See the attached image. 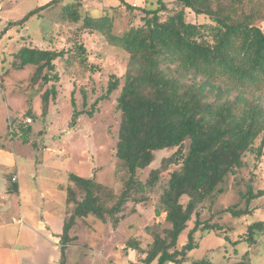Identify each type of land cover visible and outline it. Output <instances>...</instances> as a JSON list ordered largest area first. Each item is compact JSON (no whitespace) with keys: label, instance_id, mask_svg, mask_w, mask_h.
Segmentation results:
<instances>
[{"label":"trees","instance_id":"16d2710c","mask_svg":"<svg viewBox=\"0 0 264 264\" xmlns=\"http://www.w3.org/2000/svg\"><path fill=\"white\" fill-rule=\"evenodd\" d=\"M59 1L63 2L50 0L32 8L22 18L8 21L0 37L12 27H23L33 16L42 17ZM83 1L73 0L71 5H65L64 17L78 21L81 18L78 6ZM121 1L134 9L129 2ZM166 1L173 2L175 7L169 8ZM155 4L142 9L140 25L121 36L111 35L129 53L117 96L121 122L116 155L128 166L125 187L115 202L109 204L101 193L102 184L94 176L69 172L66 193L70 214L60 235L61 264L66 247L77 238L71 232L78 219L94 216L113 228L118 227L128 214L126 208L130 202L134 204L131 212L137 204L149 202L160 186V174L170 164L180 167L160 186L155 203L156 215L165 213L164 220L169 226L148 225V243L131 236L124 249L140 255L138 264H182L199 245L196 241L199 229H222L221 225L201 218L204 202L223 191L220 184L244 166L248 153H256L257 158L263 154L264 0H156ZM166 10L168 14L163 16ZM188 10L208 16L211 23L188 20ZM84 24L106 32L112 20L107 15L86 14ZM80 50L85 52L83 45ZM66 52L24 43L13 54L12 67L32 65V87H46L59 80L56 60ZM119 86L120 77L112 74L107 94L101 98L108 97ZM56 91L53 83L45 88L41 95L42 114L48 113ZM71 101L73 124L84 111L77 109L73 93ZM87 114L92 116L94 111ZM38 116L28 111L17 117L12 123L13 138L28 143L31 124ZM259 139L261 143L256 146ZM164 148L175 150L162 160L160 167L150 171L146 181L140 179L138 169L148 167L155 160L156 151ZM263 195L264 188L256 191L250 183L243 193L245 208L234 205L224 210L234 216L251 214L250 202ZM192 220L194 225L188 230L187 241L179 245L181 233ZM257 230L264 231V221L248 225L245 239L251 245L256 243ZM224 237L229 239L227 235ZM201 263L214 264L208 260Z\"/></svg>","mask_w":264,"mask_h":264},{"label":"rangeland","instance_id":"374dc122","mask_svg":"<svg viewBox=\"0 0 264 264\" xmlns=\"http://www.w3.org/2000/svg\"><path fill=\"white\" fill-rule=\"evenodd\" d=\"M48 1L0 0V32L8 21L20 19L32 8ZM125 1L132 4L134 9L126 7L121 0H84L78 6L81 14L78 21L64 17V6L71 5L73 0L59 1L47 9L42 17L33 16L23 27H12L0 37V148L5 146L8 150H14L18 160L27 158L35 163L41 159L44 162L38 171L41 174H54L59 169L64 172L60 175L62 179L67 178L69 172L84 177L94 176L102 184L101 193L109 204L115 202L128 178L127 163L117 157L116 146L121 122L117 96L124 81L129 53L115 43L111 35L121 36L128 29L140 25L144 15L142 9L156 6V0ZM166 4L169 8L175 7L171 1H166ZM168 11H164L163 16ZM86 14L96 17L107 15L112 20L110 29L104 32L86 26ZM186 17L193 22L211 23L208 16L197 15L189 10ZM261 25L264 29V21ZM24 43L67 51L64 57L56 60L59 80L50 82L46 87L33 88L31 76L34 67H12L13 54ZM81 45L85 52L80 50ZM112 74L120 77V86L102 99L107 94ZM52 83L57 91L50 101L48 113L44 115L41 95ZM72 93L77 109L84 111L73 124ZM96 100L98 102L94 106ZM90 110L94 111L92 116L87 114ZM28 111L36 112L39 116L31 124L30 141L24 143L19 137L13 138L11 131L14 120ZM260 143L261 139L256 142V146ZM174 150L164 148L156 151L155 160L148 167L138 169L139 178L146 181L150 171L160 167L162 160ZM262 151L260 158H257L256 153H248L244 158V166L220 184L223 191L204 202L200 209L201 218L221 225L222 229H199L196 232L199 245L188 253L182 264H202V260L214 264H264V231L254 232V245L245 239L249 224L264 221V195L250 202L251 214L234 216L224 210L234 205L238 209L245 208L243 193L250 183L256 191L264 188V143ZM179 167V164L167 166L160 174L159 185L165 183L171 172ZM31 168L27 166L24 172L27 174ZM10 171L5 169L4 174L10 176ZM160 186L149 202L137 204L134 212H131L134 204L130 202L126 208V218L116 228L94 216L78 219L72 231L77 238L66 247L64 264H138L140 255L134 250L124 249L127 239L137 236L146 244L150 240L146 229L148 225L156 224L160 228L169 226L164 220L165 213H155ZM193 225L192 220L181 233L179 245L187 241L188 230ZM42 248H47L45 258L35 264H53L55 259L50 256L51 245L44 243ZM55 262L61 264V261Z\"/></svg>","mask_w":264,"mask_h":264},{"label":"crops","instance_id":"0c3cea01","mask_svg":"<svg viewBox=\"0 0 264 264\" xmlns=\"http://www.w3.org/2000/svg\"><path fill=\"white\" fill-rule=\"evenodd\" d=\"M31 161L18 160L14 150L0 148V264L40 263L47 249L42 248L44 243L51 245L50 256L60 261V235L70 214L68 175L62 179L64 172L59 169L54 174H41L38 171L44 162ZM27 166L32 168L26 174ZM5 169H11L10 176L4 174ZM55 261L53 264H58Z\"/></svg>","mask_w":264,"mask_h":264},{"label":"built area","instance_id":"2783aa9c","mask_svg":"<svg viewBox=\"0 0 264 264\" xmlns=\"http://www.w3.org/2000/svg\"><path fill=\"white\" fill-rule=\"evenodd\" d=\"M27 122H30V119H27Z\"/></svg>","mask_w":264,"mask_h":264}]
</instances>
